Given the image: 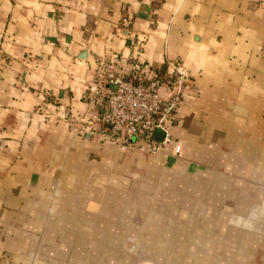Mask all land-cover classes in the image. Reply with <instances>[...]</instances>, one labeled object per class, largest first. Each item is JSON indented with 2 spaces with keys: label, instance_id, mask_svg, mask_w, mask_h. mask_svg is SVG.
I'll return each instance as SVG.
<instances>
[{
  "label": "crops",
  "instance_id": "1",
  "mask_svg": "<svg viewBox=\"0 0 264 264\" xmlns=\"http://www.w3.org/2000/svg\"><path fill=\"white\" fill-rule=\"evenodd\" d=\"M114 54L185 73L178 156L62 117L93 115L85 81ZM155 247L264 264V0H0V264H159Z\"/></svg>",
  "mask_w": 264,
  "mask_h": 264
},
{
  "label": "built area",
  "instance_id": "2",
  "mask_svg": "<svg viewBox=\"0 0 264 264\" xmlns=\"http://www.w3.org/2000/svg\"><path fill=\"white\" fill-rule=\"evenodd\" d=\"M185 82L179 66L155 74L138 57L114 54L97 58L83 94L95 112L90 118L75 119L64 109L62 117L75 135L95 134L123 151L147 154H158L171 143L172 155L178 156L181 145L173 127ZM156 131L163 134L160 140L155 137Z\"/></svg>",
  "mask_w": 264,
  "mask_h": 264
},
{
  "label": "rangeland",
  "instance_id": "3",
  "mask_svg": "<svg viewBox=\"0 0 264 264\" xmlns=\"http://www.w3.org/2000/svg\"><path fill=\"white\" fill-rule=\"evenodd\" d=\"M195 241H199V237ZM209 250L208 247H155L149 256L145 253L147 256L145 259L152 260V257L155 259L157 257L159 264H167L168 262V264H197L200 258L205 259L207 253L212 252Z\"/></svg>",
  "mask_w": 264,
  "mask_h": 264
},
{
  "label": "water",
  "instance_id": "4",
  "mask_svg": "<svg viewBox=\"0 0 264 264\" xmlns=\"http://www.w3.org/2000/svg\"><path fill=\"white\" fill-rule=\"evenodd\" d=\"M60 111H61V112L64 111V106H61V107H60Z\"/></svg>",
  "mask_w": 264,
  "mask_h": 264
}]
</instances>
